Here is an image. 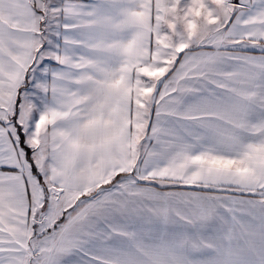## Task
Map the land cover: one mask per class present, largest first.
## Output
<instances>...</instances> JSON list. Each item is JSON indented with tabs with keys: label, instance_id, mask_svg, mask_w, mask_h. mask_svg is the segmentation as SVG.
<instances>
[{
	"label": "snow or ice",
	"instance_id": "snow-or-ice-1",
	"mask_svg": "<svg viewBox=\"0 0 264 264\" xmlns=\"http://www.w3.org/2000/svg\"><path fill=\"white\" fill-rule=\"evenodd\" d=\"M0 264H264V0H0Z\"/></svg>",
	"mask_w": 264,
	"mask_h": 264
}]
</instances>
